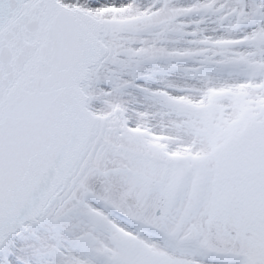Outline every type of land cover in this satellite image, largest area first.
Segmentation results:
<instances>
[{"label":"snow or ice","instance_id":"obj_1","mask_svg":"<svg viewBox=\"0 0 264 264\" xmlns=\"http://www.w3.org/2000/svg\"><path fill=\"white\" fill-rule=\"evenodd\" d=\"M0 264H264V0H0Z\"/></svg>","mask_w":264,"mask_h":264}]
</instances>
